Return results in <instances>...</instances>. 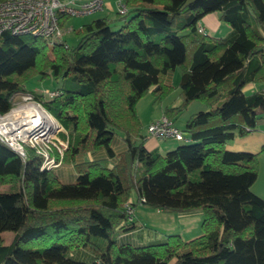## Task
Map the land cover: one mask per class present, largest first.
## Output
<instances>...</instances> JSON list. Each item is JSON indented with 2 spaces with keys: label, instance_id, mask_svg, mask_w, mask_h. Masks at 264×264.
Returning <instances> with one entry per match:
<instances>
[{
  "label": "trees",
  "instance_id": "trees-1",
  "mask_svg": "<svg viewBox=\"0 0 264 264\" xmlns=\"http://www.w3.org/2000/svg\"><path fill=\"white\" fill-rule=\"evenodd\" d=\"M123 1L124 13L117 6L114 17L75 28L74 46L26 33L0 37V113L14 93L29 91L27 79L52 75L56 95L30 92L67 130L61 160L77 167L63 182L59 165L42 169L39 155L21 157L0 141V184L16 185L0 191V264H264V199L251 191L264 144L258 152L226 147L264 111V88L243 89L264 83V0ZM211 12L230 25L227 34L198 29ZM177 67L180 102L163 114L174 122L197 98L206 108L186 118L183 142L162 153L145 146L136 104L147 92L169 94L166 76ZM99 150L117 160L76 161ZM138 203L201 211L202 233L120 239L137 227ZM5 230L13 232L8 243Z\"/></svg>",
  "mask_w": 264,
  "mask_h": 264
},
{
  "label": "rangeland",
  "instance_id": "rangeland-1",
  "mask_svg": "<svg viewBox=\"0 0 264 264\" xmlns=\"http://www.w3.org/2000/svg\"><path fill=\"white\" fill-rule=\"evenodd\" d=\"M116 3L117 0H105L104 13L108 14L109 17H114L116 15ZM126 5V4H125ZM127 6V5H126ZM100 14V13H98ZM81 19L76 17L70 18L68 23L72 25H78ZM222 25H229L227 22L222 21ZM230 26V25H229ZM60 28L63 31V35H65L66 43L69 46H74L78 41V37L73 30L64 26V23H60ZM224 29H220L216 33L208 32L211 35H220L223 36ZM207 33V32H206ZM65 41V40H64ZM175 76L174 81L172 83L173 87L169 94L165 95L162 99L158 98L151 92H147L144 96H142L137 104H136V112L141 121V131L142 133H146V129L148 124L155 119L160 118L163 114L158 117L150 120L154 115H157L161 112V110L165 106H173L180 102L179 91L180 88L177 85L179 78V67L175 68ZM56 82L53 79L52 75H48L46 77H39L38 75L32 76L24 82V86L29 91H35L36 93L42 94V90L44 88H53L55 87ZM254 89L264 88V83H255L252 84ZM245 92H250L251 89H245ZM18 100L15 99L13 105L17 107ZM22 104V102H18ZM20 106V105H18ZM206 108V103L201 99L192 100L177 116L175 125L181 128V126L185 123L184 120L198 110H203ZM260 118L257 121V125L255 129L245 133V134H235L232 139H229L226 142V147L233 150H243V151H252L258 152L261 149V146L264 144V111L261 112ZM56 118V117H55ZM57 119V118H56ZM150 120V121H149ZM59 123L60 121L57 120ZM61 124V123H60ZM62 128L59 132H55L54 134H50L46 138H37V139H27L23 145L24 156L27 155L28 151L31 150L35 154L41 156V153H49L50 156H56L57 158L63 157L64 150L67 147L68 142V134L67 130L61 124ZM183 127V126H182ZM150 137V136H149ZM169 142L172 144L178 145L182 143V140H174L172 138H167L165 140H159L153 137H150L148 144H153L154 142ZM60 149V150H59ZM41 152V153H40ZM43 157V156H42ZM62 161V160H61ZM16 185L11 183H3L0 184V191H11L15 190ZM251 191L264 199V150L259 152L258 154V172L255 181L251 185ZM141 204V203H140ZM158 211H161L158 213ZM136 226L137 231L134 235L140 236V232L147 236V234L151 233L153 236L163 239L167 234H175L179 233L183 238L189 239L191 237H196L202 233V219L203 214L200 211L192 212L190 214H181L175 211L168 210H160L145 204H141L140 208L135 211ZM138 217V218H137ZM201 231V232H200ZM197 232V233H195ZM196 234V235H195ZM2 236L5 239V242L8 243L12 236L13 232L10 230H5L2 232ZM148 237V236H147ZM152 239V238H151ZM146 242H151L150 240ZM155 239V238H153ZM159 239V240H160ZM26 246H38V243L35 241H30L24 243Z\"/></svg>",
  "mask_w": 264,
  "mask_h": 264
},
{
  "label": "built area",
  "instance_id": "built-area-1",
  "mask_svg": "<svg viewBox=\"0 0 264 264\" xmlns=\"http://www.w3.org/2000/svg\"><path fill=\"white\" fill-rule=\"evenodd\" d=\"M118 10L126 11L123 0L117 1ZM103 8V0H0V37L4 32L13 34H31L47 39L48 44L62 41L63 31L60 28L62 16H81L93 13ZM203 31L202 26H198ZM58 91L53 88H44L42 95L52 97ZM18 105H13L14 100ZM13 111H19L22 117L16 119L9 116ZM41 111L49 121L36 114L27 112ZM34 113V112H33ZM9 118H6L8 117ZM61 124L43 104L34 97L30 91H18L12 95L11 107L0 113V141L8 145L21 157H25L23 145L27 139L46 138L50 134L59 132ZM147 135L159 140L172 138L183 139L181 128L177 127L164 114L152 120L146 129ZM60 150V149H59ZM41 153V152H40ZM43 156V157H42ZM61 158L50 156L49 153H41L40 168L52 169L60 165ZM133 208L126 204L127 220L132 219Z\"/></svg>",
  "mask_w": 264,
  "mask_h": 264
},
{
  "label": "crops",
  "instance_id": "crops-1",
  "mask_svg": "<svg viewBox=\"0 0 264 264\" xmlns=\"http://www.w3.org/2000/svg\"><path fill=\"white\" fill-rule=\"evenodd\" d=\"M104 6H105V0H103V8L100 9V10H98V11H95L93 13L86 14V15H81V16H69V18H67V19L64 20V22H63L64 23V26L67 29L69 28L70 29L69 31H71V30L74 31L75 28L79 27L83 23H86V22L91 21L94 18L101 17V16H107V17H109L108 14H106V13L103 12L104 11L103 10L104 9ZM116 10H117V4H116ZM98 13H100V14H98ZM73 17H76L78 19H81V21L79 23H77L78 25H76V26H75V24L72 25L71 23H68V20L70 18H73ZM199 25L202 26L204 32H207V33L208 32L216 33L221 28L224 29L223 30L224 31V34H222V35H225V34H227L230 31V26L229 25L228 26L227 25H222V21H220L218 19L217 13H213V12L205 14L201 18V20L199 21ZM218 36H220V35H218ZM62 39L65 40V42H66L65 35H63V38ZM174 74H175V71L169 72L167 74V76H166V81L172 84L173 81H174L173 80L174 79V76H175ZM248 88H250L251 90L254 89V87H253L252 84H248V85L245 86V89H248ZM161 114H163V109L161 110V112L159 114L154 115L150 120L158 117ZM174 122H176V121H174ZM182 126H181V128H182ZM149 140H150V137L145 142V146L148 149L157 148L162 153L165 152L167 149L175 146V144H172V143H169V142H166V141L165 142H154L153 144L150 145V144H148ZM118 141L121 142V140H119V139H118ZM118 147H119V149L122 147V142L118 144ZM105 154L106 153L104 151H102V150L95 151V152H88V153H85V154H83L81 156H77L76 157V161L87 160V159H98V158H102V159H106L105 161L108 163V165H111L112 162H114V161L117 160V156L107 157ZM56 171H57V174H58V176H59V178H60L61 181H63V182H71V181L74 180V178H75V176L77 174V167H75L73 165V162H64V161H62L61 164L56 168ZM141 204L138 203V204H136L134 206L133 220H135V221L137 220L136 217H135L136 208L139 209L140 206H141ZM159 212H161V211H158V213ZM136 231H137V227H135L133 229H130V230H127V231H124V232H121L118 237L120 239H124V240H126V241H128L130 243H133V244H136V243H145L147 240H149L151 238L152 239L150 241H153V240L156 241V240H159L160 239V238H157V237L153 236L151 233L147 234L148 237L147 236H144L141 232L139 233L140 236L139 235L136 236V235H134ZM195 233H197V232H195ZM153 238H155V239H153Z\"/></svg>",
  "mask_w": 264,
  "mask_h": 264
},
{
  "label": "bare ground",
  "instance_id": "bare-ground-1",
  "mask_svg": "<svg viewBox=\"0 0 264 264\" xmlns=\"http://www.w3.org/2000/svg\"><path fill=\"white\" fill-rule=\"evenodd\" d=\"M33 112H30V111L27 112L26 116H29V114H36L39 117H41L42 119L49 121V119L45 115H43L41 111H33ZM20 114H22V113H20L19 111L18 112L17 111H13L12 113H10L9 116H14V117H16V119H20L22 117V115H20ZM9 116L6 117V118H9Z\"/></svg>",
  "mask_w": 264,
  "mask_h": 264
}]
</instances>
